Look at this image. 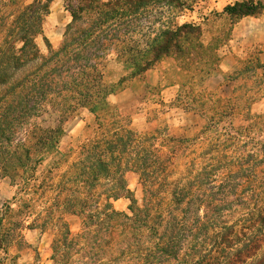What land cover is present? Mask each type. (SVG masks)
<instances>
[{
	"label": "trees",
	"instance_id": "1",
	"mask_svg": "<svg viewBox=\"0 0 264 264\" xmlns=\"http://www.w3.org/2000/svg\"><path fill=\"white\" fill-rule=\"evenodd\" d=\"M55 1L17 5L15 0H0V175L15 187L13 201L22 207L14 211L5 205L0 212V252L5 253L19 226L17 222L7 226L5 220L22 215V209L29 210L34 201L54 193V213L48 212L41 223L31 225L59 223V236L51 246L52 264H241L243 258L255 257L264 245V144L240 140L247 129H229L224 142L208 147L213 153L211 163L194 175L188 166L182 181L172 183L167 176L169 159H163L154 145L157 135L138 136L124 127L120 112L107 102L125 81L122 77L116 85H108L104 80L114 33L149 6H174L180 0H63L71 20L57 49L43 31ZM263 9L261 2L243 0L226 6L223 14L238 20L257 16ZM199 33L198 27L187 24L162 30L146 49L129 51L127 77L149 69L170 53L189 60L191 44ZM256 71L264 75V65L247 66L237 75L245 77ZM49 109L58 113V125H37L35 119ZM82 109L94 116L98 129L81 146L76 160L68 163V154L59 148L62 124L78 117ZM167 140L164 148L173 158L190 143ZM124 171L138 175L142 206L127 188ZM217 178L221 179L216 187L220 197L207 194L196 201L194 191ZM240 188L257 197L258 207L242 219L246 227L238 229L235 224L211 219V227L218 229L214 245L195 259L180 260L185 240L196 237L192 208L207 203L219 216L231 210L226 197L237 195ZM166 192L177 214L168 211L165 224L160 196ZM121 198L129 200V213L113 208V202ZM65 214L80 220L76 235L62 222ZM238 243L240 247L235 248Z\"/></svg>",
	"mask_w": 264,
	"mask_h": 264
},
{
	"label": "rangeland",
	"instance_id": "2",
	"mask_svg": "<svg viewBox=\"0 0 264 264\" xmlns=\"http://www.w3.org/2000/svg\"><path fill=\"white\" fill-rule=\"evenodd\" d=\"M40 1L44 0H15L17 5ZM240 1L243 0H180L174 6L151 5L114 33L111 60L104 70V80L108 85H116L122 77L125 81L108 96L107 102L120 112L124 127L138 136L157 135L154 145L163 159H169L166 161L167 176L172 183L182 181L188 166L194 175L201 171L204 164L211 163L213 153L208 147L224 142L228 138L225 131L229 129H247L239 136L240 140L264 144V75L261 71L245 77L237 75L247 66L264 65V9L257 16L238 20H231L223 14L226 6ZM252 1L264 4V0ZM65 6L63 0L53 2L50 14L43 23L44 35L54 49L59 47L65 27L71 20ZM186 24L200 30L191 44L189 52L193 55L189 60L182 59L180 54L170 53L149 69L127 77L126 61L129 60L130 50H144L162 30H174ZM38 45L45 54L46 48L41 39H38ZM58 122V113L52 109L35 119V123L43 128H54ZM62 127L59 148L68 154V163H71L78 157L81 146L95 137L98 126L94 116L82 109L78 117L64 121ZM167 139L189 140L190 143L178 158H173L174 155L164 148ZM65 169L66 166L55 175V182ZM123 176L133 198L142 206L143 192L138 175L133 171H124ZM220 180L217 178L208 186L194 191V199H203L207 194L220 197L216 196ZM171 189L172 186L169 191ZM241 190L244 188L238 189L237 195L226 197L225 201L232 203V208L224 210L219 216H215L207 203H199L192 208L191 223L194 224L193 235L196 237L185 240L179 253L180 260L195 259L196 255L214 245L218 229L211 227V219L217 218L227 225L235 224L238 229L246 227L242 219L258 207L257 197ZM15 192L9 179L0 175L1 213L5 211V205L14 211L22 208L19 202L13 201ZM162 198L160 196L166 224L168 211L177 213L169 205V193L162 194ZM129 205V200L124 198L113 202V208L124 213H129ZM55 208L53 193L34 201L29 210L22 209V215L5 220L7 226L11 222H17L19 226L14 228L16 237L5 253L0 252L1 264H52L51 246L59 236V223L31 225L41 223V219L48 216V212L54 213ZM62 219L71 235L80 231L81 222L77 217L65 214ZM205 225L206 228L201 227ZM236 247H240L239 243ZM243 261L241 264H264V245L255 257L243 258Z\"/></svg>",
	"mask_w": 264,
	"mask_h": 264
}]
</instances>
